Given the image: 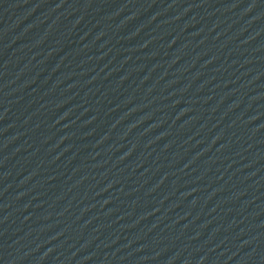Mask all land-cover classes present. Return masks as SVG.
I'll return each mask as SVG.
<instances>
[{
    "label": "water",
    "instance_id": "water-1",
    "mask_svg": "<svg viewBox=\"0 0 264 264\" xmlns=\"http://www.w3.org/2000/svg\"><path fill=\"white\" fill-rule=\"evenodd\" d=\"M0 264H264V0H0Z\"/></svg>",
    "mask_w": 264,
    "mask_h": 264
}]
</instances>
